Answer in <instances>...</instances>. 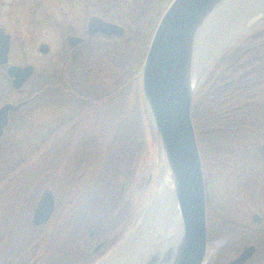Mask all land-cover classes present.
<instances>
[{
	"label": "rangeland",
	"instance_id": "rangeland-1",
	"mask_svg": "<svg viewBox=\"0 0 264 264\" xmlns=\"http://www.w3.org/2000/svg\"><path fill=\"white\" fill-rule=\"evenodd\" d=\"M172 1L120 0L119 15L128 17L126 19L116 18V21L126 28L125 35L112 39L101 37L94 42V45L84 48L83 56L86 58L84 68L89 64V67L104 73L106 81L103 82V87L109 97L102 101L101 99L104 98L102 94L96 96L99 91L93 90V94L96 96L94 97L89 92L86 93L89 89L92 91L91 87L84 88L85 94L83 95L92 97L93 101L87 102L82 107L79 106L78 116L75 118V122L70 124L69 132L46 149L51 157V165L46 166L51 168V171L48 174L50 176L48 180L45 179L44 183L39 180V185H44L41 191L36 186H32L33 183L35 184L33 178L27 179L25 185L21 181V185L16 188L20 193L12 191V188L3 190L5 192L1 194L2 199L0 197V237H5L2 242L0 241V264H57V262L67 264L68 260L66 259H74V255L69 253L73 246L77 245L76 240L82 237L81 234L91 215L94 214L98 217L105 210L111 212V207L114 206L111 219L117 220L118 216L122 214L124 221L116 227L113 237H108L104 241L113 240L121 234L123 236L95 262V264H99L143 225L150 206L159 205L163 198L162 188L165 183L160 160L161 145L152 118L146 108L140 75H136L134 80L124 87V90L120 92L121 95H118V92L111 96V93L113 94L115 90L119 89L125 80H121L116 72L110 76L105 67L112 63L110 55L113 57L115 53L124 52L125 54L122 56L125 57V64L126 61L132 60L129 68L134 59L137 64L138 57L142 56L143 63L142 60L139 62V64L142 63L140 67L142 69L154 32ZM109 17L111 18V16ZM155 23V28H152ZM206 27V31L202 30L196 51L197 55L201 56V54H205L204 50L206 49L208 58L212 57V60L198 83L197 92L204 85L211 70L224 52L235 46L244 37L264 31V0H235L229 6L221 8V11L209 21ZM130 32L132 35H129ZM134 33L137 34L135 37L138 40L139 35H146L144 38L146 43L143 44V39H141V44H137L134 40L131 47H126V41L133 39ZM258 41L257 44L263 46L264 35ZM121 42H124L122 49L120 46L113 49V44H121ZM64 43L61 35H58L55 38L56 46L54 48L62 47ZM222 44H224L223 47ZM130 54L132 58L129 57ZM59 55L53 62L52 59H45L41 56L34 58L36 64L41 66L36 83L42 90L49 79H53L51 86L59 83L60 76L56 67L62 68L66 64V56ZM260 55L264 58V49L261 50L258 57ZM104 56L107 58L102 59ZM90 62L92 63L90 64ZM97 63L98 65H96ZM133 69L135 67L130 68V70ZM54 75L55 77H53ZM78 79L80 78L75 80ZM110 83L114 86L107 88ZM71 88L78 92L80 87L71 84ZM5 89L7 91L6 85L1 80L0 106L9 98L19 101L18 96L9 97L8 91L2 92ZM74 103L75 101L70 98L69 102L62 100L60 104L68 109L73 107ZM260 103L264 107V97L260 99ZM81 112L82 114L79 115ZM258 116L261 117L259 121L256 119L251 121L249 116L247 118L240 116L236 121L229 120V126L239 127V130L243 132L247 124L252 128L250 130H253L254 135L261 134L263 143L260 150L262 151L264 146V111ZM50 120L52 121V119ZM225 120L228 121V119ZM195 132L197 137L196 129ZM32 133L35 135L49 134L42 131L41 124H36ZM202 138V144L207 148V151L216 153L214 137L210 139L211 137L204 133ZM34 145L38 146L39 144L36 141ZM135 147H138V150ZM127 153L133 159H131V167L135 168V180L125 191L123 199L114 201L111 192L117 187L116 179H118L120 163ZM21 161L23 163V159ZM38 163L39 160H36L35 165L32 164L28 167L30 172L36 171L35 166ZM39 166L40 171H44L45 165L40 164ZM238 173L233 169L220 175H210L207 179L205 177L207 201L209 197L213 209L220 218L219 223H231L233 226H242L250 230L246 236L238 237V241L241 240L238 246H235L238 241L233 244L235 255L229 258L228 263L250 245L256 246L257 254L260 247L258 242H264L260 240L262 237L258 236L262 234H257L264 233V226L258 225L252 220L255 213H264V177L260 182L261 192L257 193V187L254 185L255 180H252L253 187L241 188L243 180ZM46 189H50L54 193L55 211L47 224L36 226L33 224L34 212ZM12 192L18 193V195L11 194ZM115 202L116 204H113ZM143 228L145 229L146 225H143ZM219 231L218 226H215L213 233L208 231V249L204 264L214 263L217 256L220 254L221 257L228 247V241L224 236L220 237L222 235ZM137 244H139L137 247L141 246V238Z\"/></svg>",
	"mask_w": 264,
	"mask_h": 264
},
{
	"label": "trees",
	"instance_id": "trees-1",
	"mask_svg": "<svg viewBox=\"0 0 264 264\" xmlns=\"http://www.w3.org/2000/svg\"><path fill=\"white\" fill-rule=\"evenodd\" d=\"M127 17V15H122L121 18L126 19ZM155 26L156 23L152 28H155ZM129 35H132V32ZM135 35L137 36L134 33L133 39L126 41V47H131L134 40L137 44H141L142 41L143 44L146 43L144 39L146 35H139V40L136 39ZM263 35L264 31H260L249 37H244L235 46L224 52L211 70L204 85L199 88L192 104V118L197 131L206 179L210 175H220L234 169L239 172L238 174L243 180L241 188L244 189L246 186L248 188L253 187L252 180H255L254 185L257 187V193L261 192L260 182L264 177V156L260 151L263 138L261 134L254 135L253 130H250L252 128L248 127L247 124L243 132L239 130V127L233 128L229 125L230 121H236L240 116L243 118L249 116L251 121L255 119L259 121L261 117L258 115L263 114L264 107L260 103V99L264 97V58L261 55L258 57V54L264 49V45L257 44ZM141 39L143 40L141 41ZM122 45H124V42H121V44L115 43L113 44V49L119 46L122 49ZM135 46L137 45L135 44ZM124 54V52H121L115 53L113 57L110 55L112 63L105 67L110 76L117 73L121 80H125L119 89L115 90L113 94L111 93V96L118 92V95H121L122 93L120 92L124 90V87L129 85L134 80V77L141 73L142 56L138 57L137 64L135 59L133 60L130 68L135 67V69L130 70L129 66L132 60L126 61L125 64V57L122 56ZM256 56L258 59H256ZM129 57L132 58L131 54ZM103 58H107V56ZM65 59L66 64L62 68L56 67L60 76L59 83L51 86L53 79H49L46 82L48 84L44 87L46 90L41 94V97L11 117L10 126L7 128L0 143V197L5 192L3 190L9 188L20 193L16 188L21 185V181L25 185L24 183L27 179L31 178L35 182L32 186H36L40 191L42 190L44 185H39V180L44 183L45 179L48 180L50 178L48 174L51 171V168L46 166L51 165V157L46 149L60 140L65 133L69 132L70 124L75 122V118L78 116L79 106L82 107L87 102L93 101L92 97L83 95L85 94L84 88L91 87L92 91L89 89L86 93L89 92L94 97L102 94L104 96L101 99L102 101L109 97L105 87H103V82L106 81L104 80V73L89 67V64L84 68L86 58L83 56V52L76 53L72 59L67 57ZM119 59L122 60L119 61ZM141 60L142 63L139 64ZM99 64L101 65V63ZM76 78L80 79L75 80ZM71 84L77 85L81 90L78 89V92L73 91ZM113 86L114 84L110 83L107 88ZM93 90L99 91V94L95 96ZM70 98L75 101L73 107L67 109L60 104L62 100L69 102ZM81 114L82 112L79 115ZM225 119H228V121ZM36 124H41L42 131L49 134L39 133L40 135H35L32 133ZM204 133L206 136L211 137L210 139L214 137L216 153L208 152L207 148L202 144L204 138H202V134ZM36 141L39 144L38 146L34 145ZM135 148L138 150V147ZM131 159L132 157L127 153L120 163L118 179H116L117 187L111 192V197L114 201H121L125 191L135 180L136 172L135 168L131 167L133 160ZM36 160H39V163L35 166L37 169L34 172H30L31 170L28 167L32 164L35 165ZM40 164L45 165L44 171H40ZM55 170L57 171V168ZM15 192L11 194L18 195ZM207 202L209 233H213L215 226H218L220 229L219 233L222 235L220 237L224 236L228 241V247L221 257L219 254L217 260L211 264H230V262L228 263L229 258L235 255L233 244L237 243L239 236L244 237L249 234L250 230L242 226H233L231 223H219L220 218L213 209L209 197ZM113 204H116V202ZM114 208L112 206L111 212L105 210L98 217L94 214L91 215L84 232L81 234L82 237L76 240L77 245L73 246L71 253H69L74 255V259H66L68 260L67 264H95L102 254L121 239L123 234L108 241L98 253H93L98 244L102 241L104 242L108 237H113L116 227L124 221L122 214L118 216L117 220L111 219ZM216 223L218 224L216 225ZM257 234H262L258 236L262 237L260 240L264 241V233ZM4 237H0L1 242ZM240 241L239 239L235 246H238ZM258 245L260 247L257 254L247 264H264V242H258ZM57 264L60 263L57 262Z\"/></svg>",
	"mask_w": 264,
	"mask_h": 264
},
{
	"label": "water",
	"instance_id": "water-1",
	"mask_svg": "<svg viewBox=\"0 0 264 264\" xmlns=\"http://www.w3.org/2000/svg\"><path fill=\"white\" fill-rule=\"evenodd\" d=\"M233 1L235 0H173L154 32L141 69L143 97L166 159L178 224L176 231L168 233L164 242L144 259L147 261L144 264L205 262L208 249L207 189L192 118V104L199 83L194 76L195 61L200 56L197 55L196 48L202 30L207 28L209 21L221 8L229 6ZM125 32L123 26L100 17H93L89 24L90 35L100 33L121 37ZM69 40L72 43L84 41L76 37H70ZM7 50L8 43L4 45V55ZM6 61V57L0 59V63ZM9 73L14 78V87L20 89L32 75L33 68L12 67ZM37 97L38 95L19 104L7 103L0 107V142L10 125L11 114L19 112ZM262 151L264 152V146ZM54 211V193L46 189L35 209L33 224H47ZM254 218L258 222L263 221L260 213H255ZM132 235L134 233L130 237ZM102 247L103 244H99L93 253ZM117 249L99 264L111 258ZM256 251L255 245L245 247L230 264H247ZM135 263L132 260L131 264Z\"/></svg>",
	"mask_w": 264,
	"mask_h": 264
},
{
	"label": "flooded vegetation",
	"instance_id": "flooded-vegetation-1",
	"mask_svg": "<svg viewBox=\"0 0 264 264\" xmlns=\"http://www.w3.org/2000/svg\"><path fill=\"white\" fill-rule=\"evenodd\" d=\"M119 4L121 5L120 0H0V59L6 57L7 60L0 63V81L3 80L6 85L9 97L16 95L19 98V101L9 98L1 106L7 103L19 104L38 95L25 106L27 107L41 97L45 89L42 90L36 83L41 66L36 64L34 58L41 56L45 59H52L53 62L60 54L59 56L72 59L76 53L85 52L84 48L94 45V42L101 37L108 39L118 37L100 33L90 35L89 24L93 17H100L105 21L123 26L116 21L122 17L118 12ZM58 35H61L65 43L62 47L54 48L55 38ZM70 37L84 41L72 43L69 40ZM1 43H8L6 55L3 53L5 44ZM59 50L61 51L57 52ZM12 67L33 68L32 75L20 89H16L13 85L14 78L9 73ZM45 85L46 83L43 87ZM7 91L2 90L5 93ZM17 113L11 114L10 121L11 117ZM261 153L264 156V152L261 151ZM260 214L263 215L262 222H258L254 215L252 220L264 226V213ZM107 242H102L103 246Z\"/></svg>",
	"mask_w": 264,
	"mask_h": 264
},
{
	"label": "bare ground",
	"instance_id": "bare-ground-1",
	"mask_svg": "<svg viewBox=\"0 0 264 264\" xmlns=\"http://www.w3.org/2000/svg\"><path fill=\"white\" fill-rule=\"evenodd\" d=\"M208 56L205 52L204 55L196 58L194 76L198 81L201 80L212 60V57L208 58ZM160 160L165 177L162 188L163 198L160 200L159 205L150 206L145 215L143 225H146V228L148 226V229L145 228V230L142 225L134 232V235L116 250L111 258L101 264H131L132 260L136 262L135 264H144L147 262L144 259H147L164 242L168 233L176 231L178 224L175 213V199L162 146ZM139 238L142 239V244L137 247Z\"/></svg>",
	"mask_w": 264,
	"mask_h": 264
}]
</instances>
